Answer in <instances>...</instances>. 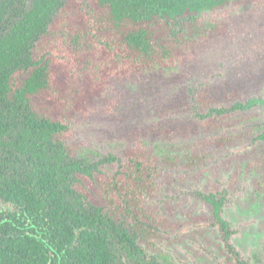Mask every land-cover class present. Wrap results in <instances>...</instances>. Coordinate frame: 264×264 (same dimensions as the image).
Instances as JSON below:
<instances>
[{
    "label": "trees",
    "instance_id": "obj_1",
    "mask_svg": "<svg viewBox=\"0 0 264 264\" xmlns=\"http://www.w3.org/2000/svg\"><path fill=\"white\" fill-rule=\"evenodd\" d=\"M243 1L0 0V264L149 260L135 241L149 152L134 150L97 203L94 166L65 143L70 119L111 77L179 63L218 30L204 13Z\"/></svg>",
    "mask_w": 264,
    "mask_h": 264
},
{
    "label": "rangeland",
    "instance_id": "obj_2",
    "mask_svg": "<svg viewBox=\"0 0 264 264\" xmlns=\"http://www.w3.org/2000/svg\"><path fill=\"white\" fill-rule=\"evenodd\" d=\"M203 23L216 25L218 30L195 41L176 65L111 77L100 96L75 109L70 119V133L65 137L67 146L80 150L82 156L113 153L125 160L134 150L144 147L155 162L167 166L179 165L188 152L199 149L205 156L209 153L206 163L198 170L187 171L186 165L168 169L160 179L158 193L146 203L159 213L162 203L167 209L169 204L174 206L169 214L170 227L153 233L147 229L146 238H141V245L152 255L166 256L167 264H209L211 261L208 251L202 250L211 244L214 235V229L208 227L212 221L211 210L203 205L200 213L195 210L197 207L188 204L183 206L182 213L178 212L187 204L189 196L180 188H190L191 181L195 185L205 179L209 182V177L235 167L229 183L217 181L212 189L227 190L232 201L235 198L238 212L230 202L226 215L238 222L245 217L247 221L243 220L240 227L253 224L250 199L256 198L257 192L264 194V165L244 162L245 151L240 144L234 150L217 145L210 148L208 144H218L217 133L214 136L211 132L227 136L236 133L238 137L247 134L248 129L251 133L253 119L259 111L252 114L255 117L231 114V117L202 118L212 106L264 97V0L232 2L204 13ZM115 169L116 166L104 167L110 175ZM257 179L261 181L256 182ZM87 187L88 195L99 203V187L95 183ZM242 208H247L246 216ZM261 213L264 212L258 215ZM258 222L263 224L264 216ZM253 240L262 264L264 227Z\"/></svg>",
    "mask_w": 264,
    "mask_h": 264
},
{
    "label": "flooded vegetation",
    "instance_id": "obj_3",
    "mask_svg": "<svg viewBox=\"0 0 264 264\" xmlns=\"http://www.w3.org/2000/svg\"><path fill=\"white\" fill-rule=\"evenodd\" d=\"M193 90L194 89H192L191 92ZM191 92L189 91V94H191ZM255 113H257V117L252 115ZM231 114H237L241 117H244L243 115L250 117L251 115L254 116V124L251 129V133L248 129L247 134L243 133L242 136L238 137L236 133L227 136L225 134H221L218 131L214 133L211 132L209 134H213L214 136L217 133L216 135L218 138H215V140L218 141V144L208 143L210 148H214L215 145H217L218 147L224 149L228 148L229 150H234L233 148L235 145L240 144V147L243 148V152L245 151L244 159L246 161L244 162L249 161L251 164L257 163V165H264V97H252L244 101L236 100L228 106H212L207 114L202 116V118L221 117L228 115L231 117ZM258 114L260 116H258ZM259 117H261V119ZM246 128L248 127L245 126V130ZM208 155L205 156L204 151L199 149L192 153L188 152L187 155L184 156L183 162H180V164L176 166H174L173 163V166L158 164V162H155V158L150 157V161L152 163V173L148 179V182L146 183L145 190L140 194L144 210L145 212L149 213L150 218L148 224L145 223V225L140 226L141 230L139 232H137L135 229L137 233L135 241L137 242L138 246H141L144 251H146L149 260L146 262H140L139 264H167L166 261L168 260L166 259V256L152 255L147 251L145 246L141 245V238H146L145 234L148 232L147 229H149L150 233H153L155 231L157 232L158 230L164 231V229L170 227L171 217L169 214L174 210L173 204H169V208L167 209L166 205L162 203V211L160 213L156 208L153 209L149 205H146V203H148V199H151L153 195L158 193L160 179L164 177L165 172L170 168H184L183 166L186 165L188 166L185 167L187 168V171L190 169L198 170L205 162ZM84 157L87 158L90 161V164L94 166V178L88 180V186L92 183H95L99 187V192L101 194L99 195V203L104 202L108 197L111 196L109 195L110 187H114L116 185V180L118 178L120 179L121 175H123L124 171L129 166L131 161L130 156H127L125 160H122V157L113 153L107 154L105 156L99 155L98 153H89ZM143 163L148 165L145 162ZM235 163L237 164V159ZM107 166H116L113 174L110 175V173L107 174L105 172L104 167ZM234 168L235 167L229 168L228 171H223L222 174L219 175L215 174L212 178L209 177V182L207 179H205L201 182V184L195 185L193 183L194 181H191V186L187 189H182L178 185V187L181 189V192H183L184 195H189L190 197L188 196L187 204L182 205L181 210L177 211L182 213V211H184L182 210L184 209L183 206L188 204H190V206L197 207L195 210L200 213L202 212L203 205H207L210 208L212 221L208 227L214 229V235L211 239V244L208 246L206 245L207 247H202L203 252L205 249V251H208V254L211 257L209 264H253L255 261H257L255 264H260V258L257 253L258 249L255 248L253 239L259 236L260 228L264 227V223L261 225L258 224L259 217L264 216V213L258 215V213L264 212V194L255 191L258 193L254 196L256 198L250 199L249 208H253L250 218L254 217L253 224L256 223L254 225H257L256 232L254 231L256 229L253 228V224L240 227L241 222H243L245 217L239 222L227 217L226 206L228 203L233 202V204L236 206V212H238L239 209L238 203H235V198L233 197L234 200L232 201V196H230L231 194H228L227 190L220 191L218 189H212L215 182L217 181L229 183V181H231L233 178L232 172ZM260 181V179H257L256 182ZM107 193L108 195L106 196ZM133 211L135 215L139 214V209L137 207L133 208ZM242 212L246 216V213L248 212L247 208H242ZM238 227L239 230L237 229ZM248 231H250V234ZM122 260L125 262V264H133V262L127 260L126 256L122 257ZM262 264H264L263 261Z\"/></svg>",
    "mask_w": 264,
    "mask_h": 264
}]
</instances>
